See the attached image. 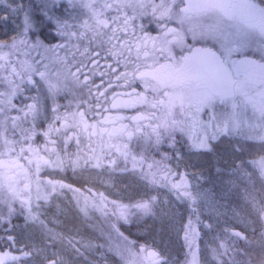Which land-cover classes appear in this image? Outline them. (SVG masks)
<instances>
[{"label": "snow or ice", "instance_id": "1", "mask_svg": "<svg viewBox=\"0 0 264 264\" xmlns=\"http://www.w3.org/2000/svg\"><path fill=\"white\" fill-rule=\"evenodd\" d=\"M39 2L43 17L56 26L59 43L46 44L39 36L29 39V32L39 28L23 4L12 8L13 13L24 12L22 31L10 43L0 41V84L6 85L0 91V244L8 249L0 250V264H29V257L34 264L37 256L42 257L40 264H62L58 253L48 255L60 235L49 227L42 209L58 191L81 193L57 178L69 170L75 174L81 165L107 176L104 182L109 184L116 173L136 175L139 170L143 190L129 203L94 194L93 207L107 214L110 204L124 225L150 217L163 221L160 189L190 202L194 214L201 201L208 202L206 193L191 190L187 173L168 167L167 153L160 160L151 158L162 144L178 160L220 153L228 157L233 174H243L253 183L251 177L258 172L264 181V148L245 160V144L219 139L239 133L264 146V0H66L69 8L86 10L88 19L56 16L53 9L61 0ZM105 10L115 15L108 17ZM147 24L155 25V34ZM73 40L78 43L72 45ZM80 41H86L82 51ZM58 50L71 52L72 59L61 58ZM76 52L84 59H77ZM17 53L25 58L13 60ZM50 64L62 67L52 73ZM69 83L79 92L61 106L57 97L69 92ZM29 87L37 94L28 95ZM18 97L19 105L13 103ZM249 109L251 119L245 115ZM113 110L120 114H109ZM83 191L91 194L92 188ZM249 197L261 221L259 243L264 251V202ZM87 204L85 197L82 211ZM208 207L219 215L214 202ZM17 215L23 217V225L13 223ZM197 221L201 222L198 214ZM242 223L244 231L223 227L225 238L212 250L216 264H252L251 259L238 258L247 257L254 243L247 235L249 222ZM113 228L124 242L127 256L120 255L126 264H169L159 250L146 245L137 250L136 240ZM197 236L190 218L185 228L188 264H200ZM241 241L245 249L239 247ZM72 247L82 255L74 243ZM13 249L20 255H13Z\"/></svg>", "mask_w": 264, "mask_h": 264}, {"label": "rangeland", "instance_id": "2", "mask_svg": "<svg viewBox=\"0 0 264 264\" xmlns=\"http://www.w3.org/2000/svg\"><path fill=\"white\" fill-rule=\"evenodd\" d=\"M22 4V0H0V17L1 20H8L11 22L14 29L21 27L22 22L20 20V14L22 11L17 13L12 12V8ZM147 23V21H143ZM17 32V31H16ZM15 32V33H16ZM13 33V36L16 34ZM78 93V91L71 92L70 95ZM249 119L252 117L251 109L245 114ZM236 134L230 136L229 140L236 139ZM240 143L246 145V151L243 153L245 160L251 159L253 156H258L261 153L262 146L259 142L246 140L240 134ZM222 153V149H221ZM251 153L252 155H249ZM212 157L210 160H201L200 156H184L183 161L185 164L181 165V172L179 174L187 173V179L189 185L196 191L199 189L201 192L206 193L207 203L201 201L203 212L205 213V221L213 225L216 228L218 234L221 237H225L223 227L225 224L233 226L238 231H244L245 226L242 221H247V235L253 234L252 229L255 228V233L260 226V220L257 213L253 210L250 197L246 199V195L251 194L257 197V203L264 202V181L259 177L258 172L255 173L251 179L253 183H249L247 177L243 174L235 175L232 172V168L229 163L228 157H222L220 153L210 154ZM249 172H253L251 166L248 167ZM99 171V170H96ZM203 173L201 177L199 174ZM63 175L60 174L58 179H62ZM107 176H97L96 172L85 168L81 165L75 172V179L73 188H92V193L82 191L84 193H69L67 190H63L61 193L58 191L54 200L49 205L45 206L42 211L48 218L49 225L59 231L61 234V241H56L48 252L51 257L52 252L59 254V259L62 264H96L94 262L101 261L104 263L108 257L105 253L101 254L99 258H95V261L91 262L87 259V256L94 257L92 251L85 243L77 244L75 241L70 240V237L62 230L63 226L69 222L70 219H75V215L82 222L77 224V227L83 229V231L103 230L102 222L98 220L99 210L102 208L93 207L94 194L98 197L99 193H103L107 197L108 201L110 198H115L119 201L129 203L130 199L136 197L137 193L143 190L144 181L136 176L129 173H123L122 175L115 174L112 182L106 183ZM64 182V180H62ZM87 181V183H85ZM66 183V181H65ZM79 188V189H80ZM86 193V194H85ZM85 197L88 198V204L86 211H82L85 208ZM79 198V203L77 199ZM163 202V203H161ZM215 209L218 210L217 215L213 210L208 207L209 203H213ZM80 204V205H79ZM158 204L165 211V218L163 221L156 217L145 218L140 222V228L146 237L144 245L155 248L162 252L169 264H176L180 261V247L179 238L182 229V221L184 213L182 211V205L177 201V198L168 189H160L158 194ZM110 205V204H109ZM80 207V208H79ZM157 212L160 208L156 209ZM105 214V213H104ZM94 222V223H91ZM145 223L148 227H144ZM23 225V224H20ZM29 231L32 229L29 228ZM109 230H105L103 233H99L101 239L104 242L105 247L110 250L114 256L120 257V253L124 252V243L121 238H118L116 233L107 234ZM108 235V236H107ZM205 242L202 244V257L204 264H216L213 259L212 250L217 248L218 242L215 239L214 234L210 230L206 229ZM144 237V236H143ZM71 241V243H70ZM37 242L42 243L39 234H37ZM75 244L80 249L82 255H77L72 247ZM257 246L247 249L248 256L242 257V259H251L252 264H260L261 258L264 256L261 249L260 243L255 240ZM23 245H20L22 247ZM15 254V253H13ZM16 255H20L19 252ZM127 256V255H125ZM119 259V258H118ZM227 261L225 258H223ZM29 264H33L32 258L29 257ZM42 257L37 256L34 264H40ZM110 264H126L125 260L117 261L114 257L110 258Z\"/></svg>", "mask_w": 264, "mask_h": 264}, {"label": "trees", "instance_id": "3", "mask_svg": "<svg viewBox=\"0 0 264 264\" xmlns=\"http://www.w3.org/2000/svg\"><path fill=\"white\" fill-rule=\"evenodd\" d=\"M22 4L24 5V11H29L30 10V15L35 23L36 26H38L39 31L38 32H29V39L31 40H35L37 38V36H39V38L41 40H44V42L46 44H50V45H55L57 43H59V38L56 37V26L54 23L47 21L43 15L41 14V4L39 2V0H22ZM53 11L55 12L56 16L62 18V19H70L72 15L77 16L78 18L81 19H88L89 18V14L86 12V10L80 9V8H69L68 4L66 3V0H61V3L56 6ZM128 14H131V9L127 10ZM105 14L108 17H111L113 15H115V11L114 10H105ZM23 16H24V12L22 11L20 14V20L22 22V25L20 28H13V25L11 24V22H8V20L4 19L1 20L2 17H0V41H4V42H11L13 36V33H15L16 31V35L18 34L19 31H22L23 28ZM140 22V21H138ZM147 27L149 29L150 25L147 24ZM76 43H78L76 40L72 41V45H75ZM86 43V41H80V47H81V51L83 50L84 44ZM71 47V46H70ZM72 51H75L74 48H72ZM58 54L61 58L65 57L66 55L68 56V59H72V55L71 52H68L66 50H58ZM33 56H35V53L32 54ZM51 55V54H49ZM24 59L25 57H23L22 55H20L19 53L15 54L13 56V60L15 59ZM76 58L77 59H84V57H82L80 55L79 52H76ZM53 59H55L53 57ZM47 62V61H46ZM109 63H111V61H109ZM103 66H104V61L101 60V70H103ZM39 67V66H38ZM62 66L59 64H50L49 67V71L52 73H55L56 70L60 69ZM34 79L39 82L40 87L43 89V83L39 81V77L35 76ZM96 81L97 83H101V78L99 76L96 77ZM6 90V85L0 84V91H5ZM117 91H120V89H116ZM46 92V89L44 90ZM74 91H78V88H75L73 85H71V83H69V92L67 93H61L58 97H57V102L61 105V106H65L68 105L69 101H71L73 98L70 95L71 92ZM109 91H111L109 89ZM28 95H36V88H32L29 87ZM22 97H18L16 99L13 100L14 104L19 105L21 102ZM30 102V101H29ZM46 104L50 105V101H45ZM64 111V107H61V112ZM12 115H15V111H13L11 113ZM48 116H51V112H50V107L48 108V112H47ZM41 127H46V124L44 122V120H40L39 121ZM167 153L168 156L170 157L166 163L167 165H172V156H173V151L172 149L168 148L167 144H163V147L161 146L159 148V152H156L153 150V152L151 153V158L155 159V160H160L161 159V155L160 153ZM131 167V165H129V168ZM171 168V167H169ZM174 172H178L180 173L179 170L174 169ZM139 170H137V174L136 176L139 177L138 175ZM119 175H122L123 173H116ZM63 177L62 180H64V183L66 181V184H71L73 186L74 179H75V174L72 172V170L67 171V173H62ZM43 176V174H42ZM140 178V177H139ZM141 179V178H140ZM141 181H143L141 179ZM80 188V187H79ZM192 191H195L193 189L192 186H190ZM83 189V188H80ZM67 190V189H65ZM68 191V190H67ZM60 193L62 191H59ZM69 193H72V191H68ZM84 193V192H81ZM86 194V193H85ZM173 194L176 197V194L173 192ZM177 198V197H176ZM112 200H117L115 198H110V201ZM119 201V200H117ZM178 202L181 203L182 205V211L184 213V217H183V221H182V229H181V233H180V238H179V247H180V261H178L176 264H188V261L191 260V256L188 254L189 253V248L186 245L185 242V228L189 223V219L191 218L192 220V227L195 229V231L198 233V236L195 239V247L199 249V260H200V264H204L203 263V257H202V244H204L205 242V232L206 229L210 230L212 234H214L215 239L218 241L216 242L217 244V248L219 247V244L221 242V240H224L223 237L220 236V234H218L216 228H208L205 227V225H208L209 223H207L205 221V213L203 212V208L201 205V202L196 206L197 207V214L199 215V219L202 222H198L197 221V214L193 213V206L190 204V202L184 200V199H177ZM122 202V201H119ZM125 203V202H123ZM80 205V204H79ZM80 208V207H79ZM108 212L107 214H104L105 211L103 210H99V214H98V220L99 222H102L103 224V230H95L89 232V231H83V229H79L77 227V224L82 222L81 219H79L78 217H80L81 213L77 216L75 215V219H70L68 223L65 224V226H63L62 230L66 233V235H68V237H70V240L75 241L77 244H81V243H85L89 249L92 251V254L94 255V257H90L87 256V259L91 262L95 261V258H99L101 254L105 253L107 255V257L110 259L111 257L115 258L117 261H119L121 263V259L120 257H116L113 255V253L108 250L105 245L104 242L99 239L100 235L99 233H103L105 230H109L107 232V234H114L116 233V235H118V238H121L119 233L113 228V225L116 226V228H119L120 232H123L124 235L129 236L130 239L136 240L137 241V245H136V249L138 250L140 245H144L146 237L143 233V230L140 228V223L139 224H133V225H124L123 221L117 220L116 216L112 214L111 212V205H108ZM260 220V219H259ZM13 223L15 224H23L24 223V219L22 216H14L13 217ZM94 223V222H91ZM49 227H51L49 225ZM53 228V227H51ZM54 229V228H53ZM55 232H57L60 235V239H58L57 241H61V234L59 233V231H57L56 229H54ZM256 234H249V238L253 239L254 243L250 246V249L253 248L255 246H257V244L255 243V240H257L259 242L260 239V232H261V222H260V226L257 229ZM3 233L0 232V235H2ZM108 236V235H107ZM144 236V237H143ZM122 239V238H121ZM123 241V240H122ZM124 243V242H123ZM239 247L241 249H245V244L243 241L240 242ZM249 248V247H248ZM247 248V249H248ZM0 250L2 251H7V247L4 244H0ZM12 253H17V251L15 249L12 250ZM264 254V251H263ZM125 255H127V252H125ZM231 256V253L228 256H224L223 258H225L226 260H228ZM238 258H242V257H238ZM108 259V261L105 259L104 263H102L101 261H97L94 262L96 264H110V260ZM264 260V256L261 258V261ZM260 261V264H261Z\"/></svg>", "mask_w": 264, "mask_h": 264}, {"label": "flooded vegetation", "instance_id": "4", "mask_svg": "<svg viewBox=\"0 0 264 264\" xmlns=\"http://www.w3.org/2000/svg\"><path fill=\"white\" fill-rule=\"evenodd\" d=\"M150 25V27H149V30H151L152 32H153V34H155V25L154 24H149ZM123 113L124 114H132V112H131V110H123ZM109 114H111V115H117V114H120V113H117L115 110H113L111 113H109ZM106 127H108V128H110L111 127V125H106ZM179 135L180 134H177V137L179 138ZM229 138H230V136H221L219 139L220 140H229ZM235 138L236 139H233V140H229V141H233V142H239L240 143V134L239 133H236V135H235ZM94 139H98V137H94ZM105 139H107V136L105 135ZM213 143H219V140H217V141H213ZM162 147H163V144L161 145ZM160 146V147H161ZM222 149V148H221ZM161 154H163V152L162 153H160V155ZM185 156H187V155H185ZM197 156H199V155H197ZM201 157V160H210L211 161V159H212V157L211 156H209V155H206V156H200ZM172 158V162H173V164L172 165H169L168 167H171V169H176V170H179L180 172H181V165L182 164H185L184 163V161L183 160H178L177 158H176V156H175V154L173 153V156L171 157ZM190 181V180H189Z\"/></svg>", "mask_w": 264, "mask_h": 264}, {"label": "water", "instance_id": "5", "mask_svg": "<svg viewBox=\"0 0 264 264\" xmlns=\"http://www.w3.org/2000/svg\"><path fill=\"white\" fill-rule=\"evenodd\" d=\"M13 254V253H12ZM13 255H16V254H13Z\"/></svg>", "mask_w": 264, "mask_h": 264}]
</instances>
